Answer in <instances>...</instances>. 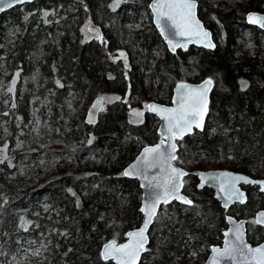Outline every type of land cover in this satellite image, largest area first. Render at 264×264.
I'll return each mask as SVG.
<instances>
[{"label": "trees", "instance_id": "1", "mask_svg": "<svg viewBox=\"0 0 264 264\" xmlns=\"http://www.w3.org/2000/svg\"><path fill=\"white\" fill-rule=\"evenodd\" d=\"M197 1L198 15L202 17L204 9L212 3ZM68 3L73 6L67 7ZM147 3V0H119L118 5L114 0H40L18 5L0 15V70L6 67L14 77L38 66L47 86L56 87L55 79L62 78L79 94H86L89 103L97 95L121 97L100 113L94 126L72 120L70 133L64 139L67 141L62 148L45 152L46 164H37V181H32V185L26 184L31 175L26 180L8 183L6 173L0 174V245H10L12 242L6 243V237L15 239L17 233H25V238L29 234L35 237L37 233L44 236L51 232L47 259L33 264H113L101 259L102 245L109 240L125 241L126 232L141 223V189L137 180L125 178L122 171L142 147L157 142L158 121L145 112L140 124L129 123V108L122 100L128 89L132 98L137 94L146 99L141 91L138 93V79L147 71L148 77L158 82L153 84L156 87L148 99L164 105H170L173 86L183 81L181 70L196 73L193 79L185 81L214 79L207 116L209 126L178 142V160L184 156L185 163L199 165L196 168L225 166L231 171L264 177V64L258 57H236L239 26L232 16L236 10L264 13V0L218 1L215 10L226 39L224 47L216 45L213 51H208L190 46L175 54L168 52L153 24L141 33L124 34L125 26L140 18L142 9L148 11ZM64 8L75 13L64 19ZM87 13L104 22L103 25L109 23L103 30L106 45L98 41L82 42L80 19ZM244 21L239 24L251 28ZM206 27L215 38L214 25ZM12 29L16 35L10 43L6 34ZM120 47L129 56V76L123 74L120 65L114 66L109 61ZM39 49L45 50L41 59L35 56ZM153 50L158 53L155 58L151 56ZM60 92L63 91H56L57 95ZM10 101L7 118L24 121L28 97L18 98L11 93ZM75 124H80L79 129H74ZM31 158L37 162L33 154ZM187 173L184 179L187 185L184 184L182 192L191 198L192 205L172 202L159 209L139 264L202 263L208 256V247L221 245L227 226L225 216L240 219L255 204L248 201L224 209L212 189L201 187L197 174H191L189 169ZM262 199L257 200L260 209H264ZM44 206L50 208V214ZM253 238L259 239L258 243L264 242V235ZM200 247L202 253L192 260L189 252Z\"/></svg>", "mask_w": 264, "mask_h": 264}, {"label": "rangeland", "instance_id": "2", "mask_svg": "<svg viewBox=\"0 0 264 264\" xmlns=\"http://www.w3.org/2000/svg\"><path fill=\"white\" fill-rule=\"evenodd\" d=\"M147 1L148 6L151 0ZM218 1L224 0H211L212 6L204 9L205 14L202 15V17L198 15V17L203 22L205 27L209 26L210 24L214 25V41L218 48H221L224 47L226 39L222 29L223 27L216 16L215 9L217 8ZM70 5L72 4L68 3L67 7ZM232 5L234 7L235 3H233ZM65 8L62 10V18L66 19L67 15L69 16L75 13V10L67 11L69 8ZM147 10L148 11L142 9L140 12V18H138L133 23L127 24L125 26V28L123 29L124 34L135 35L149 29V27L152 25V18L149 8ZM250 11L252 10H245V12L243 10H236L234 12V15H232L234 20L238 22L236 23L237 26H239V33L237 38H235V43H237L238 45L236 47L235 54L236 57H239L240 55H245L248 58L258 57L259 61L264 64V31L255 26L250 25V28L248 26H241L239 24L241 23V20H245L246 13ZM245 22L246 21H244V23ZM103 23L104 22H101V20L93 18V14L87 13L86 15H84L83 19H80L79 26V34L81 35L82 42L98 41L100 45H106L105 33L103 30L104 27L109 25V23H106L104 25ZM15 35V29L10 30L6 34V40L12 43L15 40ZM121 53H123L124 55L122 56ZM35 56L37 59H41L45 56V50L39 49ZM151 56L153 58L158 56L156 50H153L151 52ZM109 61L114 66L120 65L124 75H128L130 73L131 63L129 60V56L122 47L116 49L113 54H111ZM125 61L127 62V66L125 65ZM1 68L0 102L2 115H0V159H3L4 162L0 163V174L6 173V180L8 183L22 181L23 179L26 180L28 176L31 175L32 178L30 177L26 184L29 183V185H32V181H37V175H35L37 169L36 167L38 165L46 164L45 152L53 148L60 149L63 147V145L65 144L64 142L67 141L64 139L66 138V135L70 133L69 131L71 121L75 119L76 121L80 122L81 120H83L84 122L87 108L89 107L91 102H87L86 94H79L77 91L71 88V84L69 85V83H67L68 81L65 84L62 78L55 79L56 87L47 86V84L45 83L46 78H44L41 74L42 69H40V67L38 66H33L27 73H22L20 76L16 75L14 77L6 67ZM149 73L150 71L143 73L144 75H142V77L138 79L140 81V90H138V93L139 91H141L146 96V99L139 98L137 94L132 98L131 91L128 89L127 100H122V102L125 103L129 108L127 117L129 123L140 124L144 120L146 105L149 102L153 101L151 99H148V97L151 95L150 93H152V89L156 87L155 85H157L158 82L157 80H153L152 77H148ZM195 74L196 73L193 71H185L184 69L179 73L180 78L183 81L193 79L195 77ZM211 79L214 81L213 77H211ZM13 80H15L16 83L11 93L16 94L18 98H21L22 96L28 97V111L26 119L21 122H14L13 120L7 118L9 117L7 116V114L5 115L11 102V93L8 92V88L12 86ZM57 81H59L60 84L64 86V88L60 87L57 84ZM200 81H202V78H199L197 81L192 83H198ZM58 90L63 91V95L61 92L60 95H57L56 91ZM100 96H103L104 98L102 112L106 111L108 105H111L113 102L119 100L116 99V97L121 98L120 96L114 94ZM136 112H142L143 115H136ZM209 123L210 120L206 119L205 127H208ZM79 125L75 124L74 129H79ZM4 145H7V148H4ZM31 154H33V156L37 158L36 163L32 161L33 158H31ZM5 157H7V159H4ZM183 157H179V160L177 159L178 166L185 170L189 169L190 173L194 175L198 172L206 170L228 169L225 166L213 165L196 168L199 167V165L194 163H189L187 165V162ZM247 175L252 178H258L255 177L253 173H249ZM184 179L183 184L187 185V180ZM242 187V189H244L247 194V200L243 204H246L248 201L250 203L255 202V204L254 206H252L250 212L244 213V216L240 219L246 220L247 240L251 244H258L259 239H255L253 237H255L256 235L258 237L263 236L264 229L254 223V213L260 209L259 204H257V200L262 198L259 196V194L263 196L264 194L260 193L258 187L255 186ZM188 198L191 200L190 197ZM262 200H264V198ZM243 204L235 205L239 206ZM237 206H235V208ZM44 209L45 212L49 214L51 213L49 207L44 206ZM258 228H260L261 230H259ZM24 234L17 233L15 234V239L12 238V240L6 237L5 242L12 243L5 247H3L2 244L0 245V264L43 263L47 259L48 247L51 240V232H48L44 236L37 233L35 237H33L32 234H29V236L26 235L27 237L25 238ZM202 251V247H200L198 251L196 250V248H193V250L191 249L189 254L191 255L192 260L197 259L198 253H202ZM207 251L209 254L210 247H208Z\"/></svg>", "mask_w": 264, "mask_h": 264}, {"label": "snow or ice", "instance_id": "3", "mask_svg": "<svg viewBox=\"0 0 264 264\" xmlns=\"http://www.w3.org/2000/svg\"><path fill=\"white\" fill-rule=\"evenodd\" d=\"M26 0H0V12L5 11L7 8H11L16 4H21ZM116 5L119 4V0H114ZM153 11L157 16V24L161 29V34L165 35L166 39L170 36H180L190 38L192 36L200 35L201 29L199 21L196 20L194 9L196 7L194 0H154L152 5ZM115 11V7H113ZM48 15L47 12L44 13ZM253 17L249 16V21H252ZM261 24L264 25V18H260ZM169 29H174V32H170ZM207 38L208 33H202ZM169 45L172 50L176 47H183L184 45L180 41H173L169 39ZM214 46V45H207ZM123 56L124 54L121 53ZM127 66V62L125 61ZM17 75H19L17 73ZM16 81H12V86L8 88V92H12ZM246 87V82H241ZM60 87L63 85L57 81ZM212 84L211 80L205 81V83L198 88H191L187 85H179L181 89L179 93V100L174 101L178 106L174 108H158L155 105H146V107L153 111L162 114V119L166 121L165 131L163 133L164 138L161 140L160 145L145 148L143 158L133 165L130 170H126L123 175H138L142 177L146 184H142L152 192L150 201L146 204V208L142 207L141 211L145 212V220L143 227L133 233H129L130 243L117 246L115 241L108 243L104 246V250L101 253L105 260L109 258L116 260L117 264H134L140 255L141 250H145L144 246L147 243V237L145 232L149 225L153 223L157 215V205L163 202L165 205L171 199H178L182 203L191 205L192 201L187 200L185 197L178 195L181 185V178L188 173L174 167L172 161L177 160L178 157L174 155L176 145L171 143L173 138H182L185 133L191 132L193 126L201 127V124L197 123V117L201 116V111H207V91L206 86ZM116 99H120L116 97ZM15 107V104L12 105ZM95 107V105H94ZM7 113H5L6 115ZM94 113H90V117ZM136 115H143L142 112H136ZM91 123V119H89ZM168 141L167 147L161 150V146ZM91 143V140L88 141ZM7 148V145L3 146ZM4 159H7L5 157ZM4 160L0 159V163ZM149 169H158L165 175L160 178L153 176L151 179L148 176ZM202 179L209 181H215L220 179V190L227 191L230 199L240 200L242 199V193L236 188L235 184L238 181L243 180L245 183H253V181L247 180L242 176H233L229 173H220L217 175H206L201 173ZM223 178V179H222ZM203 187V184L201 185ZM162 190V191H160ZM71 191V190H69ZM75 195V193H73ZM260 217H264V213L260 214ZM257 224L264 223V219L257 218L255 221ZM25 231L27 229L25 228ZM235 239L231 242L230 246H226L223 250L213 249L214 253H219V260L217 264H224V262H235L239 259L241 262H247V264H264V245L252 248L245 244L242 239L241 226L237 225L234 229ZM227 235V233H226ZM228 242H226V245Z\"/></svg>", "mask_w": 264, "mask_h": 264}, {"label": "water", "instance_id": "4", "mask_svg": "<svg viewBox=\"0 0 264 264\" xmlns=\"http://www.w3.org/2000/svg\"><path fill=\"white\" fill-rule=\"evenodd\" d=\"M37 1H40V0H26V2H24V3L16 4V5H14L11 8L5 9V11L0 12V15L2 13L6 12V11H8V10H10V9L18 6V5H22V4H26V3H32V2H37ZM194 2H195V5H196V7L194 9V14H195L196 20L199 21L200 29H201V34L200 35H196V36H192L190 38H185V37H180V36H170L169 39H172L174 42L175 41H180L184 45L183 47H176L175 50H172L170 48L169 39H166L165 38V35H162L161 34V29H160V27H158V24H157V16L154 13L153 7H152V5L154 4V0H151L149 2V4H148V8H149V11L151 13V18H152V24L157 29V31L159 32L160 38L163 40L164 44L166 45V48H167L168 52L171 53V54H175L177 50L186 51L190 46H193V47H196V48H202V49L208 50V51H213L215 49V47H216V43L214 41L212 32L210 31V29H208V28L205 27V25L203 24V22L198 17V13H197L198 3L195 0H194ZM249 16H252L253 17V20L252 21H249ZM260 18H264V13L250 11V12H247L246 15H245V21H246V23L248 25L258 27L259 29H261L262 31H264V25L261 24ZM169 31L170 32H174V29H169ZM203 32L208 33L207 38H205L203 36V34H202ZM207 45H214V46H207ZM207 80H211L212 81V84L210 86H206V91H207V111L204 112L203 109H202L201 116H198L197 117V123L198 124H201V127L193 126L191 132L185 133L182 138H180V137L173 138V140L171 141V143H174L176 145V150L174 152V155L175 156H177L178 142L179 141H181L183 138H185V137H187L189 135H192L195 131L202 132L204 130L205 123H206V119H207V116L209 114L210 95H211V91H212V89L214 87V81L210 77L204 78L202 81H200L198 83H192V82H187V81H179L172 88V95H171L170 105L160 104V103H157L155 101H151V102H149L147 104V105H155L158 108H174V107H177L178 104L177 103H174V101H178L179 100V93L181 91V89L178 87L179 85H187V86H189L191 88H198L199 86L203 85L205 83V81H207ZM127 96H128V92H126V96H125L124 101L127 100ZM94 105H95V107H94ZM103 105H104V98L102 96L95 97L91 101L89 107L87 108L86 114H85V119H84L85 124H87L89 126H94V125L97 124V122L99 120L100 113L103 110ZM146 112H148L149 114L154 115L156 117V119L158 120V122H159V124L157 126V129H156V133H157V136H158V140L154 144L145 145L144 147H142L140 149V151L138 152L137 156L130 163H128L124 167V169L122 171V175H123V173L126 170H130L133 165L137 164L138 161H141L142 160L143 153H144V149L145 148H152V147H155V146L160 145L161 140L164 138L163 133L165 131L166 121L164 119H162V114L157 113V112H153V111L149 110L147 107H146ZM90 113H94V114L90 117ZM89 119H91V121H92L91 123L89 122ZM167 144H168V141H165V144L163 146H161V150H164V148L167 147ZM171 163H172V165L174 167H176V168H178V169H180V170H182V171H184V172L187 173V171L185 169L179 167L176 164V160L172 161ZM201 173L206 174V175H217V176L220 173H229V174H231L233 176H242V177H245L247 180L253 181V183H245L243 180L236 182L235 188L240 193H242V199L235 200V199H230L229 198V193L227 191H221L220 190V182H221L220 179H217L215 181H209L206 178L205 179H202L201 178V175H200ZM147 174H148V176H149L150 179L153 176L162 178L165 175V173L160 172L158 169H149ZM186 176L187 175H185V176H183L181 178V185L182 186L180 187V190H179L178 195L185 197L187 200H190L182 192L183 185H184L183 184V179ZM124 177L125 178H128V179H135V180L138 181L139 187L141 189V201H140L139 211L141 213L142 220H141V223L139 224L138 227L133 228V229H131V230H129V231L126 232L125 241H123L121 243H118L115 240H109V241H107L106 243H104L102 245V247L100 249L101 259L103 261H112L113 264H117L116 260L111 259V258H109L108 260H105L102 257L101 253L104 250V246L106 244H108V243H111L112 241H115L116 244H117V246L123 245V244H126V243H130V237L128 236V234L129 233H133V232H137V231H139L143 227L144 220H145L146 217H145V212H142L141 211V208L142 207H145L146 208V204L150 201L151 196H152V192L151 191H149L145 187H142V184H146L147 183V181H145L142 177H140L138 175H135V174L129 175V176H124ZM197 177H198L201 185L203 184L204 187H207V188H210V189L213 190L214 198L219 202V204L221 205V207H223L224 209H228V208L232 207L235 204H243L247 200V194H246L245 190L242 189V187H241L242 185H244V186H248V185H250V186H257L259 192L264 194V178H259V179L252 178L249 175L244 174V173H241V172H235V171H231V170H227V169L206 170V171H201V172L197 173ZM160 191H162V190H160ZM172 202H176V203H179L181 205H186V206H191L192 205V204L191 205L184 204V203H182L178 199H171L166 205L163 202H161V203H159L157 205V214H158L159 209L162 206H167V205H169ZM146 211H147V208H146ZM261 213H264V209H259V210H257L254 213V221L257 218L264 219V217H260V214ZM225 222H226V225L227 226H226V229L222 232V236L223 237H222V243H221V245L220 246L219 245L211 246L210 247V252H209L207 258L205 259V261L202 264H217V261L219 260V253H214L213 252V249L216 248V249L223 250L226 246H230L231 242L235 239L234 229H235V227L237 225L241 226L242 239L245 242V244H247L248 246H250L252 248H256V247H259V246L264 245V242H261V243H258V244H251L247 240V238H246V220L245 219H236L235 217H233L231 215H226L225 216ZM255 224L257 226L261 227L262 229H264V223H262V224L255 223ZM152 225H153V223H151L149 225L148 229L145 232V236L147 237V243L144 246V249L145 250H146V247L149 244V235H148V233H149V230H150V228H151ZM226 233H227V235H226ZM226 242H228L227 245H226ZM145 250H141L140 251V255H139L138 259L136 261H134V264H139L142 255L145 253ZM224 264H247V262H241L239 259H237V261H235V262H224Z\"/></svg>", "mask_w": 264, "mask_h": 264}, {"label": "flooded vegetation", "instance_id": "5", "mask_svg": "<svg viewBox=\"0 0 264 264\" xmlns=\"http://www.w3.org/2000/svg\"><path fill=\"white\" fill-rule=\"evenodd\" d=\"M256 12V11H255ZM260 13H262V12H260ZM179 147V146H178ZM214 170H220V169H214ZM199 173V172H198ZM197 174V173H196ZM260 177H258V178H256V179H259ZM262 178V177H261ZM242 186H244V185H242ZM241 186V187H242ZM248 186H250V185H248ZM183 187H184V185H183ZM255 187H257V186H255ZM243 188V187H242ZM246 192V191H245Z\"/></svg>", "mask_w": 264, "mask_h": 264}, {"label": "bare ground", "instance_id": "6", "mask_svg": "<svg viewBox=\"0 0 264 264\" xmlns=\"http://www.w3.org/2000/svg\"><path fill=\"white\" fill-rule=\"evenodd\" d=\"M98 97V96H97ZM94 99V98H93ZM148 113V112H147ZM154 116V115H153Z\"/></svg>", "mask_w": 264, "mask_h": 264}]
</instances>
